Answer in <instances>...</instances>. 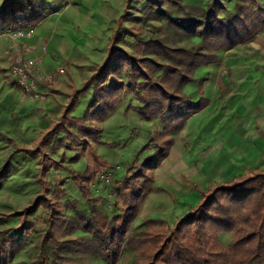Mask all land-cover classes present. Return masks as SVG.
<instances>
[{
	"label": "rangeland",
	"instance_id": "1",
	"mask_svg": "<svg viewBox=\"0 0 264 264\" xmlns=\"http://www.w3.org/2000/svg\"><path fill=\"white\" fill-rule=\"evenodd\" d=\"M6 1L0 0V7ZM36 1L49 13L55 11L35 25L40 29L38 32H50V38L43 39L39 49L33 46L20 47L16 43L17 40L34 36L35 30L33 34L24 37L17 35V32H11L15 46L9 48L8 56L14 57V60L17 56L24 61L33 62L31 68L37 77L38 97L25 93V89L13 73V62L12 64L10 62L11 75L16 81L13 86L18 88L23 98H27L30 103L61 99L68 102V105L61 109V117L51 120L47 130L37 126L35 131L27 129V132L20 134L13 132L11 135L6 134L0 137V173L12 157L9 168L12 174L5 181L0 178V183H3L0 189V214L24 213L30 208L40 194V186L37 184L39 171L52 160L61 161L62 157L66 158L64 166L58 170H52L44 181L53 185L58 179L66 180L63 187L67 196L62 197L60 201L63 205L70 203L69 208H65V215L69 220L79 219L80 213L90 215L92 211H100L110 218L117 216L122 209V198L115 189L144 169V173L148 175V168L144 166L146 161L167 146L166 142L170 139L173 143L168 156L171 152L177 157L184 154L186 161L183 169L175 173L173 184L177 183L185 187V179H187L190 184H195L199 189L201 186L205 188L211 180L217 178L215 174L211 175L210 169L215 165L221 166L228 162L231 166L228 168L230 172L226 179L240 178L247 170H264V63L258 59L261 53L253 51L264 47V36H261L263 31L232 52L222 51L219 53L216 64L201 67L195 72L194 82L183 88V94L189 96L194 103H198L202 97H205L208 104L202 112L193 115L187 125L181 121H172L167 125L158 119L148 121L136 110L141 107L136 98L132 95L122 96V101L113 115L101 123L100 144H96L95 147L101 160L106 163L103 174L109 176L111 182H102L99 177L92 186L90 201H84L73 181V173L84 174L88 169V158L81 156L80 159L74 160L77 150L72 147L70 140L64 141L67 135L60 132L58 127L63 121L66 109L75 100L71 116L78 120L85 118L95 90L90 88L79 95L77 91L92 77L95 67L103 64L107 55V46L117 28L118 21L125 14L130 18L123 23L122 33L125 39L119 42L117 47L133 57L138 56L135 48L140 42L162 39L169 47H181L187 50L202 42L199 39L187 37L182 32H178L170 22L157 17L156 4L148 0ZM157 1L158 5H162V9L172 17L182 19L188 14L199 12L195 9L209 8L215 1L227 10L225 16L228 17L237 11L242 0ZM259 1L264 6V0ZM48 48L52 50L50 54H48ZM215 52L216 50L207 44L202 51L206 54ZM16 53H20L21 57ZM43 54L45 57L42 56ZM145 55L147 51L141 57ZM48 57L50 60L48 59L47 64L50 63L53 69H57L56 71L43 70ZM250 75L252 76L249 77ZM97 83H100V86L102 84L100 81ZM56 88L62 91L57 92ZM67 89L71 90L70 94L63 92ZM252 91L254 93H251ZM167 126L170 130L179 129L172 132L166 131ZM50 130L55 132L52 144L43 147L40 142ZM234 131L236 147L233 151L227 143L228 135ZM55 142L57 145L61 144L59 150L52 148ZM180 147L182 149H179ZM36 148L39 154L35 159L16 153L23 149ZM200 176L203 178L202 185L198 180ZM157 189L152 191V194L162 193L172 197L174 208L160 204L156 206L157 210H154V213H147V207L143 208L142 202L140 206V212L143 209L142 214L133 222L127 235L128 241L143 231L141 224L146 218L166 220L172 225L180 220L179 216L185 210V206L181 201L177 205L176 193L174 192L175 196L172 190L164 187ZM149 192L151 187L145 197ZM44 199L49 204H53L56 194L51 191L44 195ZM138 201L135 197L133 202ZM72 202L78 204L74 205ZM50 212L51 208L46 206L41 208L34 217H30L26 226L31 228L26 233L21 231L22 223L17 219L0 225V234H18L19 249L11 264H39L40 255L45 249L43 241ZM175 217L179 218L176 222ZM84 236V233L78 231L72 235L63 236L62 240ZM220 239L225 246H229L232 242V234L221 233ZM65 253L73 257L79 256L69 250ZM135 258L134 248L128 243L117 264H131ZM78 263L103 264V261L91 254L80 256Z\"/></svg>",
	"mask_w": 264,
	"mask_h": 264
},
{
	"label": "trees",
	"instance_id": "2",
	"mask_svg": "<svg viewBox=\"0 0 264 264\" xmlns=\"http://www.w3.org/2000/svg\"><path fill=\"white\" fill-rule=\"evenodd\" d=\"M156 4L157 17L164 19L187 37L199 39L202 43L192 49L169 47L162 39L140 42L136 45L137 57H133L117 47L125 39L123 23L130 18L123 15L117 23L107 46V55L102 65L95 67L92 77L77 91V95L94 88L95 95L83 120L71 116L75 102L65 111L59 131L67 136L77 150L75 161L81 156L88 158V169L84 174L74 172L73 181L81 192L84 201L89 202L92 186L103 174L106 163L96 152L100 144L101 123L116 111L122 96L132 95L141 104L136 108L146 120H161L163 124L172 121L186 122L208 104L205 97L194 103L183 94V88L194 82V74L201 67L216 64L219 53L231 50L254 39L264 31V6L259 0H242L237 11L226 17V9L215 1L209 8L195 9L199 12L175 19ZM36 0H7L0 7V36L4 33L27 31L35 28L49 14ZM209 45L214 54L202 53ZM147 51V55L143 53ZM100 81L102 84L97 83ZM167 126L166 131L178 130ZM55 135L49 131L40 144H52ZM53 143V149L60 145ZM157 151L156 156L145 163L149 174L144 170L128 178L116 188L122 198L121 212L110 218L100 211L90 215L80 213L79 219L69 220L60 199L66 197L65 179L54 184L44 181L52 170L62 168L66 161L52 160L39 171L37 184L40 194L33 205L24 213L0 214V225L17 219L22 223L21 231L26 233L28 219L46 206L51 208L48 228L43 241L45 249L40 255L39 264H79L78 258L85 255L99 257L103 264H117L124 247L129 243L136 258L131 264H264V170H247L240 178L229 182L219 181L207 191L200 190L185 179V187L202 195L201 202L191 207L186 218L170 225L166 220L146 218L141 224L143 231L128 241L127 235L137 218L144 197L153 184L154 171L168 156L172 140ZM63 146V145H62ZM30 159H35L39 151L20 150ZM0 173L5 181L12 174L10 161ZM44 181V183H43ZM136 181V182H135ZM3 183H0V189ZM56 194L53 204L44 199L50 192ZM138 202H133L134 198ZM77 205V202H72ZM78 231L82 238L62 240L63 236ZM221 233L232 234V242L225 246ZM19 249L18 234H0V264H11ZM79 254L69 256L65 252Z\"/></svg>",
	"mask_w": 264,
	"mask_h": 264
},
{
	"label": "crops",
	"instance_id": "3",
	"mask_svg": "<svg viewBox=\"0 0 264 264\" xmlns=\"http://www.w3.org/2000/svg\"><path fill=\"white\" fill-rule=\"evenodd\" d=\"M33 30H35L34 36L27 39H18L16 43L20 47L33 46L39 49L42 40L45 39L46 37L50 38L51 35L50 32L47 31L38 32L40 29H38L37 27L33 28ZM261 36H264V33H262ZM13 40L14 38H12V34L10 33H4L0 36V137L6 134L11 135L13 132L15 134L16 133L20 134L21 132H25L27 129L36 130L37 126L39 128L43 127L44 130H47L50 126V123L54 121V119L59 118V116L61 117V113H62L61 109H63L65 106L68 105V102L63 101L61 99H49L48 101L42 103L39 102L30 103L27 100V98H23L22 92L18 88L13 86V83L16 81L11 75V71H10L11 65L7 55L9 48H13L15 46ZM49 40L51 43L52 42L51 39ZM240 46L242 45L235 47L229 52L236 50ZM51 48L53 50V47ZM51 48H48V54L52 52ZM253 51L257 53H261L259 54L258 59L263 61L264 63V47H260L259 49H254ZM42 56H44V54ZM48 59L50 60V57L46 58V63L43 66L44 68L43 70L46 72L56 71L57 69H53L52 66H50V63L47 64ZM251 76L252 75H250L249 77ZM253 90L255 91L256 89ZM55 91L61 92L62 90L56 88ZM254 91H252L251 93H254ZM63 92L70 94L71 90L67 89L66 91ZM35 112H37V114ZM191 119L192 118L186 121L185 124L187 125ZM184 125H183V129H184ZM235 139L236 136L234 131L233 133L228 135V143H227L230 147H232L233 151L235 150L236 147ZM179 149H182V147H180ZM185 162L186 161L184 154H181L180 156L177 157L173 155L171 152L168 158H166L160 164V166L155 170L154 181L153 184L151 185V192L147 194V196L143 201V208L147 207V213H154V210L155 211L157 210L156 206H160V204L164 206L168 205V207L170 206L173 208L175 206L173 204V201L171 200L172 197L166 196L162 193L152 194V191L156 190L158 187L159 188L164 187L168 190H172L173 191L172 193L174 194L175 192L177 195L176 196L174 194L176 196L175 199L177 200V205L180 203V201L183 203V206H185V210L183 211V213L180 214L179 216L180 220L184 219L188 215V212L190 210V208L188 207H195L201 202L202 195L200 193L186 189L181 184L172 183V181H174L175 173L178 170L180 171L183 169L182 167L184 166V164H186ZM230 166H231L230 162H228L221 166L215 165V167H212L210 169L211 175L215 174L217 178L211 180V182H209L205 188H202L201 186L200 189L202 191H207L211 185H213L215 182L219 180L225 182H229L233 180V179L225 178L230 172L228 170ZM202 179H203L202 176H200V179H198L200 180L199 182L200 185H202L203 183ZM142 210L141 212L139 211V214L136 218L137 220L138 217L141 216ZM179 218L175 217L174 221L176 222L177 219ZM169 223L171 224V222Z\"/></svg>",
	"mask_w": 264,
	"mask_h": 264
},
{
	"label": "built area",
	"instance_id": "4",
	"mask_svg": "<svg viewBox=\"0 0 264 264\" xmlns=\"http://www.w3.org/2000/svg\"><path fill=\"white\" fill-rule=\"evenodd\" d=\"M33 32H34L33 29H30L27 31H19V32H17V35L19 34L20 36L24 37L26 35L33 34ZM28 52H30V51H28ZM8 53L9 52H7V55H8ZM16 54H18V56L21 57L20 53H16ZM8 58H9V61L11 62V64L13 62V66H12L13 73L18 78L20 85L25 89V93H29L31 95H34V97H38V95H37L38 85L36 82L37 77H36L35 71H33L31 68L33 62L24 61V60H22V58H19L17 56L15 57V60H14V57L8 56ZM100 180L102 182H105V183L111 182L109 176H106L105 174H102L100 176Z\"/></svg>",
	"mask_w": 264,
	"mask_h": 264
}]
</instances>
